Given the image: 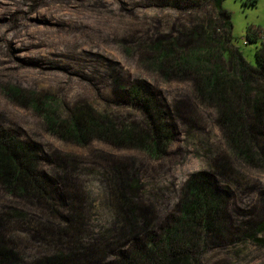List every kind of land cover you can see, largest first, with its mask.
<instances>
[{
  "label": "rangeland",
  "instance_id": "1",
  "mask_svg": "<svg viewBox=\"0 0 264 264\" xmlns=\"http://www.w3.org/2000/svg\"><path fill=\"white\" fill-rule=\"evenodd\" d=\"M223 7L231 13L234 35L225 47L236 59L255 64L257 49L264 47V0H226ZM207 21L218 37L227 34L213 4L0 0V125L33 144L40 170L51 183V199L38 205L18 200L0 186V214L16 209L31 213L26 221L7 222L0 233L20 253L27 248L23 264H37L63 249L76 251L79 264L114 260L117 247L132 244L129 231L136 226L127 213L135 203L140 206V227L146 219L156 226L172 223L187 183L202 173L216 176V188L226 198V232H204L192 251V264H264V232L246 231L264 220V162L248 165L236 159L226 145L216 105L198 97L195 76L171 67L163 73L152 59L158 43L175 46L172 59L196 50L200 46L192 31ZM211 65L239 80L237 60L227 63L222 57ZM136 81L148 84L177 126L167 155L159 160L99 137L85 145L66 141L48 130L29 101L34 95H52L64 119L88 107L124 124L141 125L145 113L120 96V88ZM248 82L250 101L264 95L262 73ZM258 132L255 144L264 152V134ZM60 176L65 178L55 184ZM130 178L140 181L138 200L125 187ZM44 220L54 224L42 227ZM65 227L67 239L61 235ZM79 239L88 250L80 248Z\"/></svg>",
  "mask_w": 264,
  "mask_h": 264
},
{
  "label": "trees",
  "instance_id": "2",
  "mask_svg": "<svg viewBox=\"0 0 264 264\" xmlns=\"http://www.w3.org/2000/svg\"><path fill=\"white\" fill-rule=\"evenodd\" d=\"M184 1L188 5L199 7L213 4L217 15L228 28L227 34L218 37L213 32L212 23L207 21L208 25L204 26L202 23L192 31L197 39V46H200L196 50L172 59L175 46L158 43L153 48L156 55H152V59L163 73L165 68L167 70L171 67L174 72L195 76L198 97L203 102L215 104L218 109V121L232 155L248 165L260 164L264 162V152L255 144V139L259 134L258 130L261 129L260 134H264V95L250 101L248 80L257 73L264 75V47L257 49L255 64L240 57L236 59L224 44L225 40H232L234 36L231 13L223 7L226 0ZM249 39L256 42L250 35ZM222 57L227 63L237 60L241 67L238 81L231 80L230 75L211 65V60H221ZM9 91L16 96H24L15 89ZM120 96L122 100L133 103L145 113V120L141 125L124 124L99 115L88 107L75 111L68 119H64L60 113V105L52 95H34L29 101L33 102L35 111L44 118L48 130L66 141L85 145L92 137H99L118 145L134 146L154 159L165 157L177 128L170 121L166 106L144 81H136L128 89L120 88ZM119 172L120 170L117 171L118 174ZM64 178L65 176H60L58 181H54L55 184H59ZM216 179V176L210 173L194 175L186 185L179 214L172 219V223L156 226L146 219L143 227H140L143 222L139 215L140 206L135 203L127 213L130 224L136 226V229L130 227L132 229L129 231L131 239L133 238L132 244L125 249L117 247L114 260L106 264H192V251L200 245L204 232H226V198L218 192ZM49 181L47 173L40 170V156L33 144L20 139L0 125V186L5 192L18 200L30 199L38 205L39 202L51 199ZM127 186L129 196L138 200L141 191L139 179H128L125 187ZM15 211L16 213L0 214V233L7 222H17L21 219L23 222L26 221L24 219H29L31 214L26 209ZM52 215L59 214L53 211ZM32 224L33 222L28 220V225ZM44 224L54 223L44 220L40 226L43 227ZM68 230L67 227L61 230L63 238H68ZM258 230L264 232V220L249 226L246 231L255 233ZM80 242L79 239L80 248L88 250L87 247H82ZM25 250L27 251V248ZM26 251L20 253L15 243L0 237V264L25 263ZM107 252H103L105 259H109ZM77 254L76 251L66 252L63 249L54 255L45 256L37 264H79L74 259Z\"/></svg>",
  "mask_w": 264,
  "mask_h": 264
}]
</instances>
